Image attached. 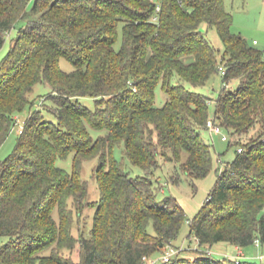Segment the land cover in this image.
<instances>
[{
    "label": "trees",
    "instance_id": "obj_1",
    "mask_svg": "<svg viewBox=\"0 0 264 264\" xmlns=\"http://www.w3.org/2000/svg\"><path fill=\"white\" fill-rule=\"evenodd\" d=\"M29 2L0 0V49L24 21L0 60V147L39 81L51 86L47 111L55 120L33 111L0 162V235L8 238L0 264H145V255L173 244L187 219L176 197L158 196L154 169L170 161L207 176L214 163L203 135L210 116L238 139H229L237 156L218 169L190 233L207 247L264 243V55L231 30L226 0H35L28 9ZM203 22L218 30L221 56ZM62 57L73 70L62 69ZM220 65L226 73L215 99L188 86L205 85ZM158 84L168 94L161 105ZM82 96L93 97L95 107ZM90 127L106 133L94 138ZM122 143L120 160L114 149ZM70 154L68 172L56 159ZM96 156L101 198L90 234L77 237L75 218L89 190L81 170ZM125 159L143 174L133 175ZM77 245L78 260L65 253ZM166 264H264V257L217 258L199 250L194 259L176 255Z\"/></svg>",
    "mask_w": 264,
    "mask_h": 264
},
{
    "label": "rangeland",
    "instance_id": "obj_2",
    "mask_svg": "<svg viewBox=\"0 0 264 264\" xmlns=\"http://www.w3.org/2000/svg\"><path fill=\"white\" fill-rule=\"evenodd\" d=\"M35 0H30L28 9L33 7ZM226 9L233 14V24L231 30L234 33L241 34L247 38L255 47L264 50V0H226ZM24 24L23 20H19L15 27L9 32L8 37L0 49V60L7 54L10 42L12 38L17 34L19 28ZM203 34L216 46L219 55L223 54L224 42L216 28L209 27L206 22L201 25ZM253 39L257 40V43H253ZM122 41V30L119 27V39L116 43L118 48ZM60 65L65 71H71L74 69V65L67 58L62 57L60 59ZM238 84V80H233L229 87L234 89ZM191 88H197L199 91L209 95L215 99L220 93L223 87V78L221 71L214 74L208 82L203 86L194 87L188 83ZM51 92V86L45 81H39L35 84L32 93L30 94L31 102L15 116V122L12 125V129L8 134V137L0 147V162L4 160L17 144L19 137V126L24 124L30 116V114L37 110L42 109L44 111V118L55 120V116L47 111L49 105H53V102L48 97ZM168 98L167 92L164 90L161 84H158L155 89V100L157 105L163 104ZM80 101L90 108L95 107V100L91 96H82ZM215 106L211 104L210 111L213 115ZM91 134L94 138L106 133L104 129H96L90 127ZM223 133L228 134L224 129L221 133L211 134L208 128L203 129V135L212 144L214 153L213 168L210 173L205 177H198L185 173L180 165H175L174 162L163 161L158 167L154 169L155 190L160 198L171 195L184 206L187 219L184 222L181 232L173 241V244L168 246L181 247L183 251L181 256H187L194 259L199 250H208L217 258H240L251 261L260 262L262 255H264V243L258 244L256 241L248 246L235 248V245L227 241H219L213 244L211 247L201 246L195 237L194 232L190 233V220L196 213L202 208L204 202L208 198L211 190L217 181V171L219 168H223L226 163H229L237 156V145H229V139L233 142H237L238 139L228 134V140H223ZM248 136H243L242 141L246 142ZM240 140V139H239ZM124 144H120L115 147L114 155L118 159H122L124 156ZM126 165L130 169L133 175L143 174V170L136 165L130 164L125 159ZM56 164L66 169L68 172L73 170V154L67 157H57ZM99 164V157H93L83 162L81 170L82 176L88 180L89 190L85 198L87 202L83 207L81 215H77L75 218V224L73 233L79 237L83 232L85 235H89L91 228L93 227L94 216L96 211L95 203L101 198V189L99 181L97 179V167ZM179 175V180L176 177ZM58 218L57 210L54 212ZM150 231H154L153 222L150 223ZM8 241L6 236L0 235V249ZM242 250L241 254H238ZM65 253L70 255L74 259H79V245L73 250L66 249ZM161 252L153 254V256H160ZM241 255V256H240ZM175 257V256H174Z\"/></svg>",
    "mask_w": 264,
    "mask_h": 264
},
{
    "label": "built area",
    "instance_id": "obj_3",
    "mask_svg": "<svg viewBox=\"0 0 264 264\" xmlns=\"http://www.w3.org/2000/svg\"><path fill=\"white\" fill-rule=\"evenodd\" d=\"M254 43H257L256 39H254ZM263 55H264V50H263ZM220 71H221V74L226 73V69L224 65H220ZM207 128L210 130L211 134L221 133L223 130V127L215 121L213 116H210V118L208 119ZM23 130H24V124L23 125L21 124L19 126V133L23 132ZM228 137H229L228 134L223 133L222 135L223 140H228ZM238 150L242 151V147H239ZM256 242L260 244L259 239H257ZM182 251H183V248L181 247L168 246L164 248L160 256L145 255L144 261H145V264H166L170 262L174 256L181 255ZM241 252L242 250H240L238 254H241ZM262 257H264V255H262Z\"/></svg>",
    "mask_w": 264,
    "mask_h": 264
},
{
    "label": "crops",
    "instance_id": "obj_4",
    "mask_svg": "<svg viewBox=\"0 0 264 264\" xmlns=\"http://www.w3.org/2000/svg\"><path fill=\"white\" fill-rule=\"evenodd\" d=\"M253 43H254V39H253ZM240 246L239 245H235V248L238 249Z\"/></svg>",
    "mask_w": 264,
    "mask_h": 264
}]
</instances>
